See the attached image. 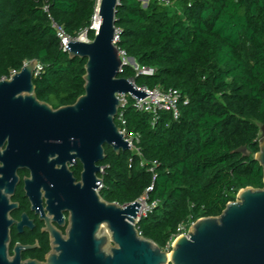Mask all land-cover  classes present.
Wrapping results in <instances>:
<instances>
[{"label": "trees", "instance_id": "1", "mask_svg": "<svg viewBox=\"0 0 264 264\" xmlns=\"http://www.w3.org/2000/svg\"><path fill=\"white\" fill-rule=\"evenodd\" d=\"M181 14L150 0H119V51L154 76L126 66L120 77L138 87L174 88L189 100L173 120L151 117L130 102L124 109L128 136L139 151L116 154L106 147L102 198L126 205L150 186L157 208L138 224L140 234L166 250L178 235L204 217L219 216L242 189L264 188L255 155L264 126V0H191ZM50 15L77 37L91 30L98 0H48ZM143 2V1H142ZM44 0H0V80L37 60V98L54 109L85 93L87 60L61 49ZM116 124L121 125L116 121ZM247 148V153L238 150Z\"/></svg>", "mask_w": 264, "mask_h": 264}, {"label": "water", "instance_id": "2", "mask_svg": "<svg viewBox=\"0 0 264 264\" xmlns=\"http://www.w3.org/2000/svg\"><path fill=\"white\" fill-rule=\"evenodd\" d=\"M138 1L143 8L149 5V0ZM118 6L119 0H101L94 40H77L66 48L70 58L87 60L85 93L74 104L54 109L38 100L37 60L0 80V144L9 133L19 136L42 168L61 166L58 183L69 177L67 163L73 159L84 167L85 185L57 188L59 205L71 210L68 237L57 233L55 253L45 262L24 264H264V188L240 190L219 216L201 218L187 235L177 237L170 252L140 234L136 219L141 204L109 203L96 193L103 182L100 163L107 157L105 147L116 154L131 150L116 124L124 106L118 95H133L140 106L152 98L138 90L134 79L120 77L125 64L115 44ZM259 148L255 160L264 173V126ZM238 152L248 154L246 147ZM51 156L55 160L49 163ZM8 240L0 235V264H21L18 256L8 259Z\"/></svg>", "mask_w": 264, "mask_h": 264}, {"label": "flooded vegetation", "instance_id": "3", "mask_svg": "<svg viewBox=\"0 0 264 264\" xmlns=\"http://www.w3.org/2000/svg\"><path fill=\"white\" fill-rule=\"evenodd\" d=\"M53 160L55 156L48 162ZM60 169L51 164L42 168L35 152L28 150L15 134H7L0 144V235L8 236L9 260L18 256L21 264L43 263L55 253L57 233L68 237L71 210L59 205L57 188L85 185L84 167L80 160L73 159L67 163L69 177L65 174L67 180L58 183ZM96 193L102 198L98 188Z\"/></svg>", "mask_w": 264, "mask_h": 264}, {"label": "built area", "instance_id": "4", "mask_svg": "<svg viewBox=\"0 0 264 264\" xmlns=\"http://www.w3.org/2000/svg\"><path fill=\"white\" fill-rule=\"evenodd\" d=\"M156 1L162 7L178 11L179 14H181L182 12L180 7L182 3L186 4L188 7H190L192 3L191 0H156ZM43 11L46 14H48L51 20L52 27L55 30L56 35L60 41L61 49L64 52L68 53L69 49L66 48L70 42H74L77 40L91 42V40L88 38L87 30L81 32L77 37H74L69 35L63 26H61L56 21H54L50 15V3L48 2V0H44ZM93 26L94 24L91 27ZM120 34H121L120 31L117 29L115 35V44L120 41ZM120 56L122 58L123 63L125 64V67L131 66L132 68H134L138 76L155 75L156 73L155 69L141 67L136 63V61H135V65H132L128 59L129 57L124 51H120ZM41 70H42V66L38 63L35 77L39 75ZM14 74L15 73H13L12 75ZM138 90L152 95V98L150 100H142L140 106V102H137L133 95H118V98L123 101L124 106L122 109L119 110L118 115L116 117V121L121 125L120 127L121 133L124 134L126 141L130 144L131 151H135L138 155H140L139 151L135 147V142L138 141V137L128 136L127 121L125 118V111H124L127 105L130 102H132V107L139 113L149 115L151 117V126H155L162 113H168L172 116L173 120H178L181 115V105L182 104L187 105L189 103V100L186 97H183L182 93L179 90L174 88L148 89L147 87H138ZM102 174L103 173H101V175ZM102 189H103V182L98 184V191H102ZM152 190H153V186L148 187L145 193L139 199L136 200L139 204L142 205L137 213L136 220L138 224L142 221V219L146 218L150 213H152L153 210L158 206V202L151 201L150 199V193L152 192ZM192 225L193 224H191L188 229L185 226H180L178 229V235L171 241L166 251L170 252L176 238L181 235H187Z\"/></svg>", "mask_w": 264, "mask_h": 264}, {"label": "bare ground", "instance_id": "5", "mask_svg": "<svg viewBox=\"0 0 264 264\" xmlns=\"http://www.w3.org/2000/svg\"><path fill=\"white\" fill-rule=\"evenodd\" d=\"M100 1L101 0H98V5L100 4ZM144 3H145V1H143ZM100 16H99V7L97 6V11H96V15H95V19H94V22H93V24H94V26H93V28H94V31H96L97 32V30H99V24H100ZM82 42H86V41H83L82 40ZM86 43H90V42H86Z\"/></svg>", "mask_w": 264, "mask_h": 264}, {"label": "rangeland", "instance_id": "6", "mask_svg": "<svg viewBox=\"0 0 264 264\" xmlns=\"http://www.w3.org/2000/svg\"><path fill=\"white\" fill-rule=\"evenodd\" d=\"M147 2V1H146ZM144 3V2H143ZM132 65H135V63L131 62Z\"/></svg>", "mask_w": 264, "mask_h": 264}, {"label": "crops", "instance_id": "7", "mask_svg": "<svg viewBox=\"0 0 264 264\" xmlns=\"http://www.w3.org/2000/svg\"><path fill=\"white\" fill-rule=\"evenodd\" d=\"M142 1H145L146 2V0H142Z\"/></svg>", "mask_w": 264, "mask_h": 264}]
</instances>
